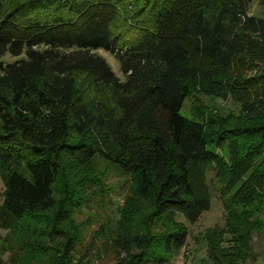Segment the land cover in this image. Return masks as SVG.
Returning <instances> with one entry per match:
<instances>
[{
    "label": "trees",
    "instance_id": "trees-1",
    "mask_svg": "<svg viewBox=\"0 0 264 264\" xmlns=\"http://www.w3.org/2000/svg\"><path fill=\"white\" fill-rule=\"evenodd\" d=\"M112 1L16 0L7 8L0 0V172L9 171L0 228L19 232L17 223L31 218L41 229L20 235L23 251L43 253V264H76L81 233L69 209L79 191L63 166L68 160L84 168L98 157L132 179L124 220L133 222L143 205L152 210L143 229L122 240L129 255L132 246L139 252L116 264H169L188 232L157 235L150 225L178 215L198 221L211 206L206 171L214 164L234 248L221 249L214 239L224 232L214 229L208 254L212 264H239L251 252V234L264 230L257 217L264 209V114L251 101L257 81L239 70L264 51V19L249 14L253 0H115L133 10L132 34L121 41L111 29ZM100 50L118 60L123 78ZM76 73L89 84L85 95ZM194 91L232 98L245 115L222 129L213 119L185 117L183 103ZM19 163L28 177L14 168ZM57 237L65 240L59 247L45 241Z\"/></svg>",
    "mask_w": 264,
    "mask_h": 264
},
{
    "label": "rangeland",
    "instance_id": "rangeland-1",
    "mask_svg": "<svg viewBox=\"0 0 264 264\" xmlns=\"http://www.w3.org/2000/svg\"><path fill=\"white\" fill-rule=\"evenodd\" d=\"M14 1L16 0H6V7L11 8L10 6ZM116 2L114 0L112 4ZM124 4L125 2L122 3V1L115 4L117 12L111 24L112 33L118 35L121 41L131 36L133 30L130 29L129 25L134 23L131 17L133 10L130 6L123 8ZM249 14L264 19V0H253L249 6ZM97 53L106 59L117 76L123 78L120 64L111 53L104 50ZM260 54L256 58L249 56V59L243 62L239 70L241 78H254L257 81L256 86L252 88L253 98L251 101L258 103L256 104L255 113L262 115L264 114V105H260L258 101H261V99L264 101V51ZM15 60H18V58L5 57V61L8 62ZM75 78L80 93L85 95L84 90H91L84 75L76 73ZM181 114L188 118L213 119L216 121L214 126L217 129L236 123L240 121L242 115H245L242 105L234 102L232 98L223 100L207 96L198 91L192 92L185 99ZM70 141L76 143L80 141V138L73 137ZM213 148V146L209 147L210 150ZM215 151L220 155H227L225 149H216ZM63 167L68 176V185L79 191L78 202H75L76 206L69 209L70 221L77 225L81 233V239L78 241L79 243L73 254L74 262L76 264H116L118 261L124 260L122 262L124 263L131 254L139 252L132 246L129 255L128 251L123 250L122 240L126 233H137V231L142 230L144 227V219L142 218L147 217L152 210L143 205L138 217H134L133 222L132 220H124L126 206L133 196L130 175L98 157L84 168L78 167L68 160L64 162ZM14 168L27 175L23 163L17 164ZM8 176V170L0 172V206L3 202ZM206 183L211 194V206L208 211L201 215L198 221L190 223L183 215H178L173 219L159 218L150 225L152 233L157 235L178 227L185 228L188 232L186 245L178 254L171 257L169 264H212V259L208 254L206 236L214 229L224 232L218 234L214 239H221V249L229 251L234 248L233 236L225 234L227 232L226 212L223 207L222 183L217 176V169L214 164L208 167L206 171ZM63 187V183H58L56 187L58 196L62 194ZM68 190L69 188L65 190L67 195H69ZM257 217L263 220L262 225H264V209ZM36 223L31 218L17 223L22 229L19 232L15 229L10 231L9 229L0 228V264H43L40 259V257H43L41 256L43 253H38L34 248H31L30 251H23V246L18 244L19 239H22L20 235H25L29 229L28 233H32L35 231L32 228L39 227ZM63 227L69 229L70 223L66 221ZM45 241L49 245L59 247L65 240L62 237H57ZM249 246L251 248L250 254L239 264H264V230L251 234Z\"/></svg>",
    "mask_w": 264,
    "mask_h": 264
}]
</instances>
